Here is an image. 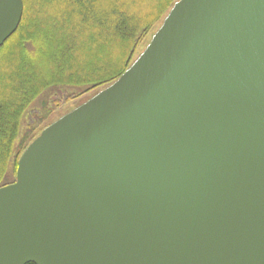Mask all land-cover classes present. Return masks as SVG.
I'll use <instances>...</instances> for the list:
<instances>
[{
	"label": "water",
	"instance_id": "water-1",
	"mask_svg": "<svg viewBox=\"0 0 264 264\" xmlns=\"http://www.w3.org/2000/svg\"><path fill=\"white\" fill-rule=\"evenodd\" d=\"M22 0H0V46ZM264 264V0H177L0 186V264Z\"/></svg>",
	"mask_w": 264,
	"mask_h": 264
},
{
	"label": "trees",
	"instance_id": "trees-1",
	"mask_svg": "<svg viewBox=\"0 0 264 264\" xmlns=\"http://www.w3.org/2000/svg\"><path fill=\"white\" fill-rule=\"evenodd\" d=\"M22 1L20 23L0 46V185L38 135L14 150L32 103L51 88L78 97L115 81L176 0Z\"/></svg>",
	"mask_w": 264,
	"mask_h": 264
},
{
	"label": "rangeland",
	"instance_id": "rangeland-1",
	"mask_svg": "<svg viewBox=\"0 0 264 264\" xmlns=\"http://www.w3.org/2000/svg\"><path fill=\"white\" fill-rule=\"evenodd\" d=\"M167 12L160 19V21L156 24L153 30H151L140 42V44L137 47L136 53L134 54L133 60L142 52V50L148 44L151 36L160 26ZM73 91H74V88L61 87V88H51L43 92L32 103L30 108L26 111L22 119L21 128L19 131V137L14 141V150L16 151L20 150L22 142H25L24 138H29V136L32 134H39L40 133L39 130L44 128V126L50 124L51 122L61 117L63 114L67 113L68 111L82 104L88 98H90L93 94L97 92L96 90H93L81 96L73 97L72 96ZM45 102L48 104V106L44 110L43 107H44ZM48 109L49 111H47ZM10 167H11V164L9 166L7 175L4 180L6 183L13 182L14 177H15V176L13 177V174L11 172L12 170L10 169Z\"/></svg>",
	"mask_w": 264,
	"mask_h": 264
}]
</instances>
